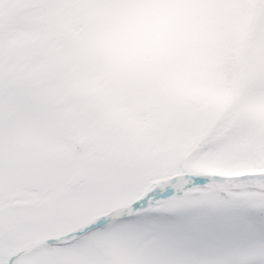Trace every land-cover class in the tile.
Returning a JSON list of instances; mask_svg holds the SVG:
<instances>
[{"label":"rangeland","instance_id":"1","mask_svg":"<svg viewBox=\"0 0 264 264\" xmlns=\"http://www.w3.org/2000/svg\"><path fill=\"white\" fill-rule=\"evenodd\" d=\"M259 3L0 0V191L54 188L0 207L11 264H264V188L201 182L264 176Z\"/></svg>","mask_w":264,"mask_h":264},{"label":"flooded vegetation","instance_id":"2","mask_svg":"<svg viewBox=\"0 0 264 264\" xmlns=\"http://www.w3.org/2000/svg\"><path fill=\"white\" fill-rule=\"evenodd\" d=\"M22 189V190H21ZM49 192H38V190L35 187H27V188H20L19 190L16 191H11V192H3L0 191V207L2 204L10 202L13 199V195H15L17 198H21L22 194H25L26 192L29 195H34V194H39V195H45V194H50L54 188H47L46 189ZM38 192V193H37ZM53 194V193H51ZM11 195V197H10ZM9 196V198H8ZM11 198V200H10ZM43 198H45L43 196ZM23 202V201H22ZM18 219H13V220H4L0 219V259L8 260L7 264H11L13 260L20 254L24 253L25 251L22 252V250L25 248L24 246L21 247V241L18 240L17 235L15 234L16 237H14L11 234H14V232L18 231L17 230V222ZM19 232V231H18ZM2 261V262H4ZM0 262V264L2 263Z\"/></svg>","mask_w":264,"mask_h":264},{"label":"trees","instance_id":"3","mask_svg":"<svg viewBox=\"0 0 264 264\" xmlns=\"http://www.w3.org/2000/svg\"><path fill=\"white\" fill-rule=\"evenodd\" d=\"M262 1L263 0H260L259 4H261ZM256 26H257V16H255V18H254L253 29ZM249 40H250V38L247 37V40H246L247 45L249 43ZM223 115L224 116H222L221 118H218V120L215 121V123H214L215 127H214L213 131L209 134V136H208L209 139L223 133L225 127L228 125V119L231 117V111H225ZM220 122H223L224 124L219 125ZM241 178H243V180ZM230 179H232V180H230ZM248 179L250 180V178H247V177H232V178L220 177V179L217 178L214 181L222 183V182H230V181L236 182V181H240V180L241 181H249ZM177 188H178V186H176L175 189H177ZM261 188H264V187H261ZM136 208L138 209V208H140V206H136Z\"/></svg>","mask_w":264,"mask_h":264},{"label":"water","instance_id":"4","mask_svg":"<svg viewBox=\"0 0 264 264\" xmlns=\"http://www.w3.org/2000/svg\"><path fill=\"white\" fill-rule=\"evenodd\" d=\"M248 184L251 185V186H255V185H256V186H257V185H264V183H262V184L248 183ZM160 199H161V198H160ZM158 200H159V199H158ZM158 200H154V201H150V202H155V201H158ZM136 204H138V202H135V203L131 204V205H130L127 209H125V210H122V211H119V212L113 213V214H111V215H109V216H107V217H105V218H103V219H101V220H99V221L93 223V224H90V225L84 227L83 229H81V230L75 232L74 234H72L70 237H72L73 235L79 233L80 231H82V230H84V229H87V228H90V227L96 226V225L99 224L101 221L105 220L106 218H108V217H110V216H118V215H123V214H125L129 209H131L132 207H134ZM66 239H67V238H66ZM66 239H63V240H66ZM63 240H56V239H49V238H48V239L45 240V241L53 242V241H63ZM41 241H43V240L37 241L35 244H37V243H39V242H41ZM32 246H33V245H29V246H27V247L24 249V251H25V250H28V249H29L30 247H32ZM8 261H9V260H8ZM8 261H6L4 264H6Z\"/></svg>","mask_w":264,"mask_h":264}]
</instances>
